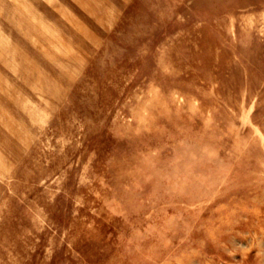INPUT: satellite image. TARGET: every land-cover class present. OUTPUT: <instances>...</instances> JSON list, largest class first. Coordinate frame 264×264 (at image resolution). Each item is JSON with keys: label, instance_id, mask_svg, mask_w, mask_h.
I'll list each match as a JSON object with an SVG mask.
<instances>
[{"label": "rangeland", "instance_id": "1", "mask_svg": "<svg viewBox=\"0 0 264 264\" xmlns=\"http://www.w3.org/2000/svg\"><path fill=\"white\" fill-rule=\"evenodd\" d=\"M0 264H264V0H0Z\"/></svg>", "mask_w": 264, "mask_h": 264}]
</instances>
